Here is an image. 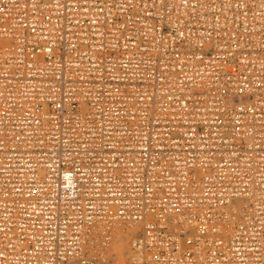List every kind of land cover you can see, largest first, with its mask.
<instances>
[{
    "label": "built area",
    "instance_id": "1",
    "mask_svg": "<svg viewBox=\"0 0 264 264\" xmlns=\"http://www.w3.org/2000/svg\"><path fill=\"white\" fill-rule=\"evenodd\" d=\"M264 264V0H0V264Z\"/></svg>",
    "mask_w": 264,
    "mask_h": 264
},
{
    "label": "bare ground",
    "instance_id": "2",
    "mask_svg": "<svg viewBox=\"0 0 264 264\" xmlns=\"http://www.w3.org/2000/svg\"><path fill=\"white\" fill-rule=\"evenodd\" d=\"M113 240L110 244L109 248L107 249V255L112 262L117 263L120 260H123V257L126 255L125 250L128 241H131V254L130 256L126 257L127 260H130L132 257V247L134 242H136L143 234L142 225H123L119 224L116 225L114 232H113ZM125 260V259H124ZM119 264V263H118Z\"/></svg>",
    "mask_w": 264,
    "mask_h": 264
},
{
    "label": "rangeland",
    "instance_id": "3",
    "mask_svg": "<svg viewBox=\"0 0 264 264\" xmlns=\"http://www.w3.org/2000/svg\"><path fill=\"white\" fill-rule=\"evenodd\" d=\"M132 241V240H131ZM131 241H128V243H127V246H126V250H125V256L123 257V260H120L119 262H117V263H119V264H122L124 261H126L127 260V256L129 257L130 255L129 254H131V244H132V242ZM125 259V260H124Z\"/></svg>",
    "mask_w": 264,
    "mask_h": 264
}]
</instances>
